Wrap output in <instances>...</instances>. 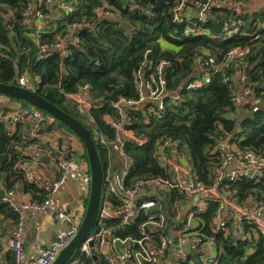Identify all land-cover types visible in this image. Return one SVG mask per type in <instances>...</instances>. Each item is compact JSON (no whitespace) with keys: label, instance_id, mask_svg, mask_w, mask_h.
Wrapping results in <instances>:
<instances>
[{"label":"trees","instance_id":"16d2710c","mask_svg":"<svg viewBox=\"0 0 264 264\" xmlns=\"http://www.w3.org/2000/svg\"><path fill=\"white\" fill-rule=\"evenodd\" d=\"M238 1L245 6L252 2ZM31 2L0 0V82L17 84L15 79L23 73L25 64L17 62L15 58H24L36 60L37 67L44 69L48 75L58 77L65 86L77 88L89 84L90 100L101 104L90 115L92 129L82 123L72 104L55 86L42 83L38 93L78 119L91 134L96 128L111 139L113 132L105 124L104 118L118 115L105 96L120 89L121 96L135 97V76L140 63L145 61L148 68L145 74L148 75L161 60H166L170 66L164 72V89L176 93L178 97L167 96L164 109L157 110V113H148L146 106L132 111L130 127L138 136L145 138L146 143L143 146L126 144L127 152L136 161L126 181L164 175L165 169L155 162L152 152L157 140L170 137L178 140V151L185 153L192 170L205 184L215 186L223 195L229 192L228 199L238 207L246 205L247 200L264 204V169L255 177L223 178L218 182L214 168L222 154L213 149L217 140L224 139L228 133L232 135L229 144L235 145L238 150L264 153V10L237 15L233 0H184L182 12L190 16L206 6V18L200 32L185 36L182 32L185 23L171 20V11L180 0H56L50 8H41L44 14H48V19L35 40L33 23L25 25L21 16ZM58 4L72 5L74 10L68 12L59 8ZM98 6L109 9L112 16L98 19L95 12ZM54 12L56 16L53 17ZM231 20L239 22V31L232 37L222 39L223 25ZM84 21L95 26L92 29L79 28V42L68 43L66 55L62 58L52 46L67 33L70 24ZM124 24H129V27ZM256 34L258 37L254 38ZM39 44L51 47L42 57H38ZM237 45L242 47L247 62V81L251 82L253 91L260 97L247 111L238 109L239 106L231 100V87L223 81V76L231 72L228 66L222 72H213L209 83L198 88H186L190 81L198 79L200 75L194 58L196 54L207 52L219 63L228 49ZM8 99L15 104V108L29 106L21 99ZM11 110L12 105H5L2 111L6 113ZM30 128L29 123L23 122L10 130L6 122L0 121V185L6 190L28 193L31 200L42 201L49 197V190L34 178L27 180L23 177L18 164L26 156L21 151L31 143L39 142L46 148V156L54 157L51 139L58 146L65 144L58 132L67 133L70 130L58 120L52 125L43 124L37 131V137L30 136ZM81 145L88 164L85 148ZM96 150L104 170L105 151L98 145ZM149 194L152 195L151 192ZM159 198L161 203L152 209L161 208L169 217L173 194L166 191ZM87 199L88 196L85 197V205ZM179 199L183 204L187 200L183 195ZM112 201L117 203V200ZM217 208L218 202L209 198L205 209L194 214L192 230L202 237L204 245L195 253L190 251L179 264H202L205 244L210 238L216 242L215 256L210 264H264V234L259 233L250 220L242 221L243 230L239 232L233 216H230L226 232H214ZM16 219L17 215L9 205L0 204V221L9 220L14 224ZM143 221L145 216L140 213L129 224L122 225L116 219H108L107 224L114 225L115 233L120 237L140 238L139 226ZM169 225L176 233L182 223L171 221ZM2 234L3 226L0 224V248ZM244 235L247 237L242 239ZM98 260L100 264H105L101 258ZM177 260L175 258L173 261ZM82 264H93V261L82 258Z\"/></svg>","mask_w":264,"mask_h":264},{"label":"built area","instance_id":"2783aa9c","mask_svg":"<svg viewBox=\"0 0 264 264\" xmlns=\"http://www.w3.org/2000/svg\"><path fill=\"white\" fill-rule=\"evenodd\" d=\"M56 0H32L27 4L21 13L25 25L34 27V39L37 40L39 32L42 29L43 22L46 20V15L41 11V8L47 9L51 3ZM37 3V4H36ZM235 4L236 14L256 12L264 10V5H259L256 8H248L242 5L238 0H233ZM184 0L171 11L172 22H183V35L191 36L197 34L201 30V24L206 18L205 8L201 7L193 16L186 12H182ZM59 8L65 9L68 12H73L74 6L59 4ZM97 18L105 19L112 16L109 9L103 6H98L95 9ZM95 26L93 23L84 21L81 23L73 22L69 25L67 33L58 40L52 49L60 54L63 58L66 55L68 43L77 44L79 36L77 30L79 28L92 29ZM239 31V22L231 20L224 23L222 28V39L232 37ZM258 35H254L257 38ZM51 49L50 46L39 44L38 57H42L45 52ZM36 57V59H38ZM195 63L199 69V77L190 81L186 88H198L209 83L213 72H219L228 66L229 74L223 76V81L231 87V100L236 105H241L243 98L247 100L249 105L255 104L260 100V97L255 94L251 82L247 81V62L243 57V49L240 45L233 46L224 55L221 62L217 63L213 56L207 52H201L195 55ZM17 62L25 64L23 73L16 77V85L36 90L42 83H47L55 86L60 94L70 102L74 110L81 114L91 115V113L101 104L92 102L88 96L91 89L89 84L78 86L77 88L65 86L60 82V79L36 66L34 61L24 58H15ZM170 66L166 60H161L154 70L148 75L145 74L148 68L145 66V61L140 63V67L135 76V91L136 96L126 98L118 95L117 101L109 100L111 106L116 110L117 117L105 116L104 122L113 132V137L110 139L101 131L94 129L91 134L95 146L98 145L105 151V166L103 170V184L100 197L99 209L95 225L87 238L79 245L73 256L66 264H82V258H91L90 245L92 242L95 253L98 259H102L105 264H161L162 259L167 257L170 252L175 254L177 261H167L166 264H179L183 262L189 254L190 248L196 251L202 248V237L192 228L194 214L202 212L205 209L206 200L213 198L218 202V208L214 214V232H226L228 230V221L230 210L235 212L236 228L240 232L243 230L242 221L250 220L255 224V229L264 234V214L261 215L258 211L264 213V204L260 201L247 200L246 206L252 211L242 210V207L236 206L225 195L219 193L215 186L205 184L198 175L192 170L188 159L183 152H179L178 140L170 137H161L155 143L156 146L152 152V157L155 162L165 169L164 175H155L151 177H140L130 181H126L127 176L132 168L136 165L126 149L127 143H133L137 146H143L146 143L145 138L140 137L130 127L131 114L135 109L147 107L148 113H157L164 109V100L167 96H172L174 99L178 97L176 93L169 92L164 89V72ZM203 73V74H202ZM0 121L8 124V128L12 130L18 123H29L31 125L30 136L37 137V131L43 124L52 125L55 119L37 109L34 106L15 108L4 113L0 110ZM91 133V132H90ZM224 139H218L214 145V151L221 152L222 156L219 164L214 168L217 181L227 178L235 180L236 178L255 177L264 169V153L256 154L251 150L240 151L236 147L231 148L229 140L232 135ZM51 139V143H52ZM63 149L57 150L60 153L56 156V177L50 181L49 197L42 201L21 200L18 201V193L12 189L3 190V195L0 197V204L9 205L17 215L16 222L13 224L14 235L9 237L7 248L12 254V264H52L59 252L71 241L78 226L74 225L70 232L62 231L59 240L55 244L44 248L36 260L26 263L24 253L23 228L26 216H33L39 211L46 210L50 205V197L54 194L62 184H64L71 172L78 180L80 188L88 195L91 177L89 166L78 162L77 149L68 143L64 144ZM111 145L116 146V152L119 159L117 170L112 168ZM30 152H35L34 154ZM46 148L39 142L29 144L21 151L26 158L20 161L18 169L22 172L23 177L27 180L33 178L34 167L41 163V158L46 156ZM80 161V160H79ZM171 192L173 199L171 200V214L167 217L166 213L160 209H155L158 212L156 221H143L139 228L149 225L146 233L141 234L140 238L120 237L116 235V227L108 225V219H116L122 225L133 222L136 217L142 213L147 217L146 211L158 206L161 201L159 195L163 192ZM152 193V195L149 194ZM183 195L191 203V208L187 213L185 204H183L179 196ZM114 198V199H112ZM112 200H117L114 203ZM234 210V211H235ZM227 212V214H226ZM186 214V217H185ZM65 218H70L65 210H59L50 214L49 220L52 222H61ZM171 221L180 222L182 226L173 233V226L169 225ZM244 235L242 239H245ZM128 241L136 243L138 255L134 254L133 250L127 246ZM215 240L210 238L204 251L205 258L202 264H210L215 256ZM94 264V263H93Z\"/></svg>","mask_w":264,"mask_h":264},{"label":"crops","instance_id":"0c3cea01","mask_svg":"<svg viewBox=\"0 0 264 264\" xmlns=\"http://www.w3.org/2000/svg\"><path fill=\"white\" fill-rule=\"evenodd\" d=\"M57 1L59 2V0ZM259 5H264V0H252V2L246 6L248 8L253 9ZM48 8H50V6ZM55 13L56 12H54L53 17L56 16ZM47 19H48V14L46 15V20ZM44 23L45 22H43V24ZM242 100L243 102L241 105H239L238 109L247 111L250 105L245 98H243ZM5 105H12V110L15 109L16 107L15 104L9 101L8 97L0 95V110H3V107ZM242 110H240V112H243ZM52 144H53L54 152L63 149V147L65 146L64 144L58 146L54 139L52 140ZM230 147L234 148L235 145L231 144ZM76 149H77L76 150L77 156L79 157L80 160V161L78 160V162H82L84 166L87 165V162L83 157V153H84L83 148L76 146ZM109 151H111V159H112L110 161V164L112 168L114 167V169L117 170V165H119V159L116 152V146L111 145ZM30 153L34 154L35 152H30ZM46 160L47 161L41 160V163L34 167L33 178L40 185H42L44 188L48 190L50 181L53 180L57 174L56 156L54 155V162L50 167H48L50 158L47 157ZM3 190L4 188H2L0 185V191ZM17 193H18V201L31 199L28 193H23L20 191H18ZM86 194L87 193H85L80 188L78 180L73 174V172H71L66 182L62 184L54 194L51 195L50 205L46 210L39 211L31 217L30 216L25 217L24 228H23V239H24V250H25L24 253H25L26 263H30L36 260L44 248L50 246L51 244L57 243L59 240V237L63 231L62 226L59 222L50 221L49 220L50 214L57 212L59 210H65L75 225L73 218L79 216L80 214H83L86 206L85 197L88 196ZM190 203L191 202L188 199L185 201L184 206L187 209L186 211H189V209L191 208ZM241 209L248 212L252 211V209H248L246 205H244ZM234 210H230L228 212V215L234 217L235 212L237 213V210L235 211ZM258 212L261 215H263V212L260 211ZM0 224L3 226V234L1 238V248H0V264H11L13 258L11 252L7 248V242L9 237H13L14 235L13 224L9 220L0 221ZM190 249H194V248H190ZM191 253H195V250H193ZM138 257L139 255H137V258ZM175 258H176L175 254L173 252H170L167 257L162 259L161 264H166L167 261L173 262Z\"/></svg>","mask_w":264,"mask_h":264},{"label":"water","instance_id":"95a60500","mask_svg":"<svg viewBox=\"0 0 264 264\" xmlns=\"http://www.w3.org/2000/svg\"><path fill=\"white\" fill-rule=\"evenodd\" d=\"M129 27V24H124ZM249 73V70L247 71ZM120 89H116L105 96V99L117 101ZM0 95L5 97H11L21 99L27 102L29 105L36 107L42 112L52 116L55 120H58L64 124L83 144L87 159L89 172L91 177L90 188L88 192L87 205L81 219V222L76 230L71 241L59 252L56 259L52 264H66L67 261L73 256L79 245L87 238L93 229L100 203V197L103 184V166L100 157L97 153L96 146L90 131L76 118L66 113L52 102L46 100L38 93V89L30 90L20 87L16 84H6L0 82ZM55 156H59L60 153L55 151ZM47 156H43L41 159L46 160ZM3 195V191H0V197ZM71 218L63 219L60 224L64 232H70L73 229ZM91 259L94 264H100L98 257L95 253L92 242H89ZM194 249H190L192 252Z\"/></svg>","mask_w":264,"mask_h":264},{"label":"rangeland","instance_id":"374dc122","mask_svg":"<svg viewBox=\"0 0 264 264\" xmlns=\"http://www.w3.org/2000/svg\"><path fill=\"white\" fill-rule=\"evenodd\" d=\"M29 106H31V105H29ZM76 115L79 117V119L82 121V123L84 125H86L90 129H92L93 121H92L90 115H87V114L81 115V114H78V113H76ZM58 135L63 137V140L65 141V143L71 144L75 148H76V146L83 148L81 143H80L81 141L71 131H69L67 133H64V131L58 132ZM39 139L42 140L41 137ZM49 158H50V162L48 163V167H50L53 164V162H54V157L53 156L50 155ZM87 166H88V164H87ZM85 208H86V206H85ZM84 211H85V209H84ZM83 214H84V212H83ZM83 214H80L79 216H76V217L73 218L76 226H79ZM146 215H147V217L145 218V221H156L158 219V212H156L154 209L147 210L146 211ZM191 223H194V220ZM148 228H149V225L142 226L140 228L141 234H142V232L146 233L145 231H147ZM127 246H129L133 250L134 254L138 255V249L136 247V243L135 242L128 241Z\"/></svg>","mask_w":264,"mask_h":264}]
</instances>
